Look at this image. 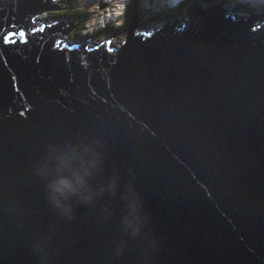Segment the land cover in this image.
<instances>
[{
	"label": "water",
	"instance_id": "1",
	"mask_svg": "<svg viewBox=\"0 0 264 264\" xmlns=\"http://www.w3.org/2000/svg\"><path fill=\"white\" fill-rule=\"evenodd\" d=\"M60 9L0 0V264H264V11L91 46Z\"/></svg>",
	"mask_w": 264,
	"mask_h": 264
},
{
	"label": "rangeland",
	"instance_id": "2",
	"mask_svg": "<svg viewBox=\"0 0 264 264\" xmlns=\"http://www.w3.org/2000/svg\"><path fill=\"white\" fill-rule=\"evenodd\" d=\"M63 9L49 11L36 17L37 20H45L50 25L59 20L61 21H72L73 29L68 32L65 36L70 44L84 41L90 38V45L95 46L103 41L108 40V37H112L118 33L111 43L113 45H119L124 40L122 35L116 31L113 27H118L120 21L123 19L125 9L131 5L133 0H57ZM187 0H137L136 5L139 12V16L144 19L146 16H151L149 23L141 22L139 24L147 28L157 29L164 22H160L156 19L162 16L172 14L170 10L180 4L182 5ZM191 3L198 1L201 3L202 0H191ZM212 1V0H210ZM218 2V1H216ZM264 0H230V7H234L235 17L244 16L247 11L245 7L238 6L237 3L249 4L252 11L262 10V3ZM182 3V4H181ZM190 3V4H191ZM221 3V2H218ZM189 4V5H190ZM237 11V12H236ZM84 15V22H79V16ZM174 15V14H173ZM248 15V14H247ZM82 18V17H81ZM176 20V19H174ZM83 21V20H82ZM81 24H79V23ZM74 23H78L74 28ZM152 23V24H151ZM100 30V31H99ZM123 39V40H122Z\"/></svg>",
	"mask_w": 264,
	"mask_h": 264
},
{
	"label": "trees",
	"instance_id": "3",
	"mask_svg": "<svg viewBox=\"0 0 264 264\" xmlns=\"http://www.w3.org/2000/svg\"><path fill=\"white\" fill-rule=\"evenodd\" d=\"M203 1H205V2H208V1H210V0H203ZM214 1H218V2H221V1H223L224 3H230V0H214ZM134 2H137V0H133L132 2H131V5L130 6H128L126 9H125V11H124V14H123V23H122V27H120V28H117V29H115L116 31H118L119 33H122V35H124L125 34V32L127 31V28H128V25H129V22H130V20H131V18H132V15H133V4H134ZM191 3V0H189V1H186V2H184L182 5H178L176 8H175V10H174V15H173V9L172 10H170L171 11V13L172 14H168L167 16H162L161 18H159V19H157L158 21H160V22H165L166 20H167V18L169 19H173V18H178V17H181L184 13H186V11H187V8L189 7V4ZM237 5L238 6H241V7H245V11H247V12H251V10H249L250 9V7H249V4H248V7H247V3H244V4H242V3H237ZM262 9H264V2L262 3ZM79 16V15H78ZM80 17V19L79 20H77V21H79V22H84V20H85V17H84V15H81V16H79ZM82 17V18H81ZM150 19H152L151 18V16L149 15L148 17L146 16L144 19H142L141 18V21L142 22H145V23H149V21H150ZM83 20V21H82ZM152 24V23H151Z\"/></svg>",
	"mask_w": 264,
	"mask_h": 264
},
{
	"label": "clouds",
	"instance_id": "4",
	"mask_svg": "<svg viewBox=\"0 0 264 264\" xmlns=\"http://www.w3.org/2000/svg\"><path fill=\"white\" fill-rule=\"evenodd\" d=\"M212 1H214V0H212ZM212 1H208V2H212ZM191 2H192V1H191ZM201 2H205V1L202 0ZM137 8H138V7H137ZM133 12L135 13L134 4H133ZM134 13H133V15H134ZM137 13H138V16H139L138 9H137ZM133 15H132V16H133ZM140 18H141V16H139V19H140ZM178 18H180V17H178ZM178 18H177V17H176V18H173V19H170V18L168 19V18H167V20L164 22V24H161L162 26H160L159 28H161V27H163L164 25H166V22H167L168 20L172 21V20H174V19H178ZM156 20H157V19H156ZM139 21H140V20H139ZM65 22H68V21H65ZM141 22H142V21H141ZM143 23H144V22H143ZM139 25H140V24H139ZM128 26H129V25H128ZM113 28H114V29H117L118 27H117V28H116V27H113ZM159 28H157V29H159ZM141 29H142V30L146 29L145 31H147V32H148V31H156V30H157V29H153V28H149V27L146 28L145 26H144V28H141ZM99 31H100V30H99ZM126 33H127V31L125 32L124 35H122V33H120V34L122 35L123 38H125ZM108 38H110V37H108ZM112 40H113V39L110 40V43H111ZM122 40H123V39H122ZM64 41H65V42H68V41L65 40V39H64ZM123 41H124V40H123ZM123 41H122V42H123ZM79 42H83V41H79ZM103 42H104V41H103ZM101 43H102V42H101ZM68 44H70V43L68 42ZM72 44H73V43H72ZM111 44H112V43H111Z\"/></svg>",
	"mask_w": 264,
	"mask_h": 264
},
{
	"label": "bare ground",
	"instance_id": "5",
	"mask_svg": "<svg viewBox=\"0 0 264 264\" xmlns=\"http://www.w3.org/2000/svg\"><path fill=\"white\" fill-rule=\"evenodd\" d=\"M187 1H189V0H187ZM186 2V1H185ZM219 4V3H218ZM221 5L223 4V6H227L228 8H231L230 7V5H232V4H230V3H224L223 1H221V3H220ZM230 4V5H229ZM233 7V6H232ZM255 11H257V10H255ZM262 11H264V9H262ZM251 12H254V11H252L251 10ZM251 12H248V13H246L245 15H247V14H249V13H251ZM233 13H234V16H235V11H233ZM173 14H174V12H173ZM85 17V16H84ZM79 19H80V17H79ZM37 20V19H36ZM79 23V22H78ZM77 23V24H78ZM76 23H74V28H76V26H78ZM79 24H81V23H79Z\"/></svg>",
	"mask_w": 264,
	"mask_h": 264
},
{
	"label": "flooded vegetation",
	"instance_id": "6",
	"mask_svg": "<svg viewBox=\"0 0 264 264\" xmlns=\"http://www.w3.org/2000/svg\"><path fill=\"white\" fill-rule=\"evenodd\" d=\"M123 19L120 21L118 28L122 27Z\"/></svg>",
	"mask_w": 264,
	"mask_h": 264
},
{
	"label": "snow or ice",
	"instance_id": "7",
	"mask_svg": "<svg viewBox=\"0 0 264 264\" xmlns=\"http://www.w3.org/2000/svg\"><path fill=\"white\" fill-rule=\"evenodd\" d=\"M65 187H67V185H65Z\"/></svg>",
	"mask_w": 264,
	"mask_h": 264
}]
</instances>
